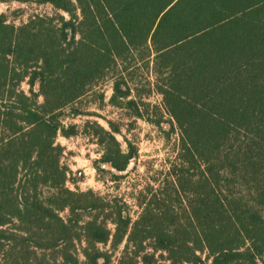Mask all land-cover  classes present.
<instances>
[{"label":"trees","instance_id":"obj_1","mask_svg":"<svg viewBox=\"0 0 264 264\" xmlns=\"http://www.w3.org/2000/svg\"><path fill=\"white\" fill-rule=\"evenodd\" d=\"M36 1L65 16L0 14V264H109L107 245L116 264H264V0ZM106 79L111 106L178 133L135 220L67 188L56 143ZM115 145L99 162L121 172L136 151Z\"/></svg>","mask_w":264,"mask_h":264},{"label":"rangeland","instance_id":"obj_2","mask_svg":"<svg viewBox=\"0 0 264 264\" xmlns=\"http://www.w3.org/2000/svg\"><path fill=\"white\" fill-rule=\"evenodd\" d=\"M0 14L5 16L7 23L15 26L24 24L37 15H64L49 4H39L36 0H0ZM140 72L142 81L149 76L145 70ZM111 83V79L104 80L94 89V93L86 95L73 105V108H80L83 112L97 114L99 117L84 114L72 116L70 107L62 111L65 114L64 128L72 129L76 134L69 137L58 135L56 143L63 148L61 162L69 171L67 188L79 192L91 190L106 200L118 199L126 204V212L131 220H135L140 213L135 198L147 186L154 184V179L165 175L169 162L174 159L178 133L171 134L167 139L164 133L167 130L166 125L159 129L140 119L134 123L128 110L111 106L108 103L112 93ZM22 88L27 90L25 84ZM101 93L104 99L100 107L98 95ZM149 102L160 108L161 98L153 93ZM106 120L118 127L119 132H113ZM115 144L122 154H126L130 148L136 151L135 157L130 159L134 161L131 170L115 172L106 168L111 167L109 164L99 162L106 151L116 149ZM109 227L112 228L111 225ZM122 248L123 245L112 252L109 245L101 246L103 251L112 253L109 264H116ZM155 260L153 264H167L159 253L155 255Z\"/></svg>","mask_w":264,"mask_h":264},{"label":"water","instance_id":"obj_3","mask_svg":"<svg viewBox=\"0 0 264 264\" xmlns=\"http://www.w3.org/2000/svg\"><path fill=\"white\" fill-rule=\"evenodd\" d=\"M133 166H134V161H133V160H130L125 170L129 171V170L132 169ZM106 168H108V169H110V170H113V171L117 172V171L114 170L112 167H106Z\"/></svg>","mask_w":264,"mask_h":264}]
</instances>
